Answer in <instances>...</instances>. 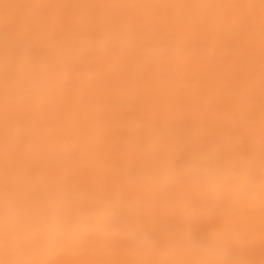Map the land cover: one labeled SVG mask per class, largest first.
<instances>
[{"label":"rangeland","instance_id":"obj_1","mask_svg":"<svg viewBox=\"0 0 264 264\" xmlns=\"http://www.w3.org/2000/svg\"><path fill=\"white\" fill-rule=\"evenodd\" d=\"M232 1L0 0V264H264V12L234 44Z\"/></svg>","mask_w":264,"mask_h":264},{"label":"bare ground","instance_id":"obj_2","mask_svg":"<svg viewBox=\"0 0 264 264\" xmlns=\"http://www.w3.org/2000/svg\"><path fill=\"white\" fill-rule=\"evenodd\" d=\"M232 2H234L233 4H230L229 5V11H230V14L228 15L229 17H232V20L229 22V24L227 25V27L230 29V31H232L231 33H232V35L230 34V37H229V39H232L233 38V35H234V33L236 32V31H239V32H241V34H240V36H241V38H238L237 40H235L234 41V44L235 43H240V41L243 39V37L242 36H244L246 33H247V27H246V25H244L243 24V22H244V20L243 19H245L246 18V16H248L249 17V13L248 12H246V13H239V9L241 8V6H243V7H248V9H252L253 8V6L252 5H254L255 3H259L258 5H262V7L261 8H259V10L258 11H256V18L257 17H260V16H263V12H264V7H263V0H253V2L252 3H250L248 0H233ZM215 1H213L211 4H213V5H215ZM236 12V13H233V12ZM255 13V12H254ZM215 16L217 17V13H215L214 15H213V18L211 19V20H214V18H215ZM218 25H219V27L221 26V24H220V20H216L215 21ZM213 23V25L214 26H212V27H214V28H216V23ZM251 23V22H250ZM246 24H248V22L246 23ZM251 24H253V23H251ZM242 25H244V27L242 26ZM249 25V24H248ZM221 28V27H220ZM236 29V30H235ZM177 30V28L176 29H174L172 32H173V39L174 40H178L180 43L182 42V41H184L185 39H186V37H190L188 34L186 35V37L185 38H183V33L182 34H180V33H177V32H175ZM257 32H258V34H263V30H256ZM255 31V32H256ZM206 37L205 36H203V39H204V42L206 41V39H205ZM263 41V40H262ZM217 44L219 45V44H221V48H222V46L224 45V42H223V38L221 37L220 39H219V41L217 42ZM208 45H211V46H214V44L211 42V43H208ZM259 46L260 47H264V44L263 43H259ZM221 52V51H220ZM183 61H181V60H179V61H177V63H176V65L174 66V67H172V69H171V71L170 72H173V73H177V72H179L180 70H178V66H187V65H189V64H184V63H182ZM152 74V73H151ZM150 79H152V77L150 78Z\"/></svg>","mask_w":264,"mask_h":264}]
</instances>
